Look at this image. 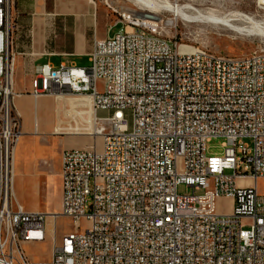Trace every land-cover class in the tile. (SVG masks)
<instances>
[{"label":"built area","instance_id":"built-area-1","mask_svg":"<svg viewBox=\"0 0 264 264\" xmlns=\"http://www.w3.org/2000/svg\"><path fill=\"white\" fill-rule=\"evenodd\" d=\"M119 18L88 66L35 68L31 96L90 95L89 131L103 141L62 151L61 210L49 213L25 211L14 195L22 131L0 25V264H264V51L186 49L128 10ZM215 137L224 151L209 155ZM60 216L73 230L58 240ZM47 240L51 259L38 262L26 246Z\"/></svg>","mask_w":264,"mask_h":264},{"label":"rangeland","instance_id":"rangeland-1","mask_svg":"<svg viewBox=\"0 0 264 264\" xmlns=\"http://www.w3.org/2000/svg\"><path fill=\"white\" fill-rule=\"evenodd\" d=\"M168 2L175 5H190L193 10L190 13L211 15L214 17L227 16L232 13L244 14L252 17L260 26L261 31L253 28L252 24L234 21L235 26L244 28L243 31L231 30L226 25L214 24L203 21H187L181 16L175 15L172 11L160 9L154 15L159 21V26L154 27L161 33L162 36L176 40L182 43L186 49L207 48L215 53L228 56H244L254 50L264 51V2L261 0H156L161 3ZM7 3V5H5ZM4 8L8 13L9 18V36L10 42L14 34V16L17 11L23 10L26 13H37L40 18L51 17L52 31L58 32L63 28V18H67L69 23L67 26H73L72 19L78 24L83 19L82 14L86 15L87 11L94 14L96 18L106 23L108 21L109 36H114L122 27L119 22V13H125V10L130 11L136 17H141L142 6L138 5L134 0H5ZM66 13L67 16H59L57 13ZM74 14V15H73ZM55 17V18H54ZM131 26V25H125ZM252 26V27H251ZM251 27V28H250ZM66 28V26H65ZM68 28V29H69ZM94 33L93 28L87 29V38ZM10 47V46H9ZM75 63L79 66H88L87 57H72ZM62 58L53 57L51 62L59 64ZM16 78V75H15ZM16 86V80L13 87ZM15 91V89H14ZM17 94H19L17 92ZM42 98H51L44 96ZM81 108V107H80ZM78 108V109H80ZM54 115V106L52 107ZM100 115H106V112L100 111ZM52 118L50 112L39 113V117ZM21 120V116H20ZM79 117L76 121L79 122ZM83 127H87L84 123ZM48 128V127H46ZM38 136V147L44 155L41 159L46 160V169L50 171L44 177L45 184L42 186V194L40 203L38 197L31 189L28 171H23V168L15 169V192L20 202H23L27 208L39 207L43 211L59 212L61 210L60 196L56 188L60 185L59 163L56 159V153L61 152L63 148L78 147L75 144H81L80 147L91 146L97 140L98 149H102V138L95 139L93 135H56L49 134V129L42 130ZM84 131H89L84 130ZM224 138L215 137L207 142V151L209 155L222 154L224 151ZM243 145H247L250 150L253 149V140L245 138L242 140ZM49 163V164H47ZM231 171H226V174H231ZM259 186L262 187V181L259 180ZM202 190H196V194H202ZM192 187L180 185L178 194L191 195ZM38 204V205H37ZM217 208L221 212H229L232 208V201L229 198L221 197L217 201ZM249 222H244L246 228L249 227ZM57 238L61 237L73 230V222L67 217L60 216L57 219ZM28 254L38 262H48L51 259V243L49 240L38 245L26 246Z\"/></svg>","mask_w":264,"mask_h":264},{"label":"crops","instance_id":"crops-1","mask_svg":"<svg viewBox=\"0 0 264 264\" xmlns=\"http://www.w3.org/2000/svg\"><path fill=\"white\" fill-rule=\"evenodd\" d=\"M64 14L66 13H57L59 16H67ZM82 16L83 19L78 24L72 19L73 26L71 28L67 26L69 20L64 17L62 20L64 27L60 28L58 32L52 31V20L49 16L40 18L37 13H26L19 9L14 16L15 28L10 49L14 58L13 85L16 80V86L14 87L15 91L12 89L15 94L14 105L21 116L22 131L15 150L14 167L15 169L21 167L23 171H28L31 189L37 195L38 203H40L42 186L45 184L44 177L50 171V167H48L49 170L46 169V160H40L44 156L40 151V146L38 147V136L43 133L42 130L49 129V134L52 136L93 134L91 131H84L92 128L90 120L94 112L90 109L92 102L90 95H58L52 99L42 97L34 99L30 94L37 66L45 63H49L53 67H57L61 63L77 65L72 57L88 58V53L95 40L110 37L108 21L104 23L101 18H96L90 11ZM88 28H93L94 31L89 38H87ZM53 57L62 59L56 65L51 62ZM53 106L54 115L51 111ZM40 112L43 114L50 112L52 118L49 116L42 119L39 117ZM99 113H97L98 116H103ZM76 117H79V122L76 121ZM84 123L87 124V127H83ZM75 145L78 147L73 148H83L80 147L81 144ZM65 149L68 148H63L61 152L56 153V159L60 165L59 171H61V153ZM56 191L60 196L61 204V179ZM14 195L17 202L27 212H52L43 211L38 206L27 208L23 202L18 200L15 187Z\"/></svg>","mask_w":264,"mask_h":264},{"label":"bare ground","instance_id":"bare-ground-1","mask_svg":"<svg viewBox=\"0 0 264 264\" xmlns=\"http://www.w3.org/2000/svg\"><path fill=\"white\" fill-rule=\"evenodd\" d=\"M134 1H136L139 6L140 5L142 6V8H140L142 9V12H140L139 14L141 17H137V18L140 21H142L144 24L150 25L152 27L159 26V21L157 20V17L154 15V13H156L158 10L162 8L165 10L172 11L175 15L181 16L183 19L187 21L211 22L214 24L226 25L229 28H231V30L243 31L244 28L235 26L232 23L234 21H241V22L252 24L253 28L261 31L260 26L257 24V22H255L252 17L248 15H244V14L232 13L227 16L214 17L211 15L200 14L198 11H196V14L190 13L191 10H193L194 12V9H192L190 5H175V4H169L168 2L162 3V1L160 3V2H156V0H134ZM261 1L264 2V0H261ZM4 2L5 0H0V25L2 23L5 26L6 30L8 31L6 37H8L7 43H8V48H9L10 46L9 24L10 23H9V18L7 16L8 13L6 9L4 8ZM5 5H7V3ZM119 15L123 16L125 15V13H119ZM127 24L131 26H135V18H131V16H124V25H127ZM4 39H5V36H4ZM0 46H1V36H0ZM11 91L13 92V89ZM239 181L240 182H245V181L250 182L251 180L249 178H239ZM11 264H19V263H11Z\"/></svg>","mask_w":264,"mask_h":264}]
</instances>
